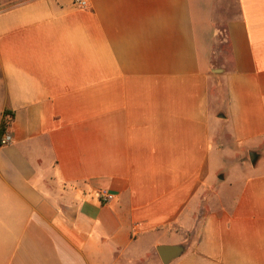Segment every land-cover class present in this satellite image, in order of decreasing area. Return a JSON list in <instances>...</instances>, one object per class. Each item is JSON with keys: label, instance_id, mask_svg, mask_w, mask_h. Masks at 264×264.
I'll return each mask as SVG.
<instances>
[{"label": "crops", "instance_id": "obj_1", "mask_svg": "<svg viewBox=\"0 0 264 264\" xmlns=\"http://www.w3.org/2000/svg\"><path fill=\"white\" fill-rule=\"evenodd\" d=\"M88 1L0 0V264H264V0Z\"/></svg>", "mask_w": 264, "mask_h": 264}, {"label": "rangeland", "instance_id": "obj_2", "mask_svg": "<svg viewBox=\"0 0 264 264\" xmlns=\"http://www.w3.org/2000/svg\"><path fill=\"white\" fill-rule=\"evenodd\" d=\"M229 60V48L225 41V34H223L219 43L215 46L214 63L216 67H219L217 72H222L224 66L229 67Z\"/></svg>", "mask_w": 264, "mask_h": 264}, {"label": "built area", "instance_id": "obj_3", "mask_svg": "<svg viewBox=\"0 0 264 264\" xmlns=\"http://www.w3.org/2000/svg\"><path fill=\"white\" fill-rule=\"evenodd\" d=\"M73 3L79 8H87L89 6L88 0H73ZM12 141H13V135L8 130L0 135V146L11 143ZM100 196L103 199V201H110L114 197V195L106 189H102L100 191Z\"/></svg>", "mask_w": 264, "mask_h": 264}, {"label": "water", "instance_id": "obj_4", "mask_svg": "<svg viewBox=\"0 0 264 264\" xmlns=\"http://www.w3.org/2000/svg\"><path fill=\"white\" fill-rule=\"evenodd\" d=\"M252 161H255L254 157H252ZM177 250L178 248L176 249V247L169 248L168 246L165 245H161L158 247V251L165 263L169 262L171 259H173L180 253Z\"/></svg>", "mask_w": 264, "mask_h": 264}, {"label": "trees", "instance_id": "obj_5", "mask_svg": "<svg viewBox=\"0 0 264 264\" xmlns=\"http://www.w3.org/2000/svg\"><path fill=\"white\" fill-rule=\"evenodd\" d=\"M13 117L14 116V112L11 110H6L4 113V119L2 120L1 126H0V135L3 134L4 132H6L8 130V123L9 120L7 119V117Z\"/></svg>", "mask_w": 264, "mask_h": 264}]
</instances>
